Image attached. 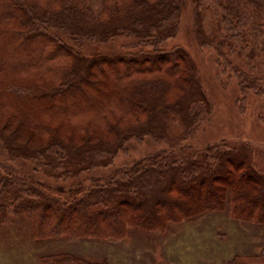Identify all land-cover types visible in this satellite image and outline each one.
<instances>
[{"label":"trees","instance_id":"1","mask_svg":"<svg viewBox=\"0 0 264 264\" xmlns=\"http://www.w3.org/2000/svg\"><path fill=\"white\" fill-rule=\"evenodd\" d=\"M93 1L0 0V230L23 218L36 239L114 240L119 250L132 230L165 235L208 212L264 223L257 148L197 144L212 98L190 53L167 49L191 14L199 46L238 79L244 110L250 95L264 97V0ZM171 117L179 137L167 134ZM147 141L161 148L116 163ZM236 254L226 264H264V252ZM167 261L157 249L152 264Z\"/></svg>","mask_w":264,"mask_h":264},{"label":"rangeland","instance_id":"2","mask_svg":"<svg viewBox=\"0 0 264 264\" xmlns=\"http://www.w3.org/2000/svg\"><path fill=\"white\" fill-rule=\"evenodd\" d=\"M93 7L100 10V0H94ZM192 22V15L186 13L176 38L168 41L167 49L180 45L190 53L212 98L213 115L199 131L197 144L245 143L255 146L259 166L264 172V121L261 119L264 116V97L250 95L241 111L242 104L237 102L238 79L231 69L224 72V67H219L214 59V49L199 46ZM206 22L208 29L215 27L212 25V15H209ZM238 57L235 52L231 57L232 65L241 64ZM157 65L158 63L155 67ZM242 69L247 70V67ZM260 69L264 71V67ZM166 127L171 138L183 133V126L178 118L171 117ZM150 144V141L141 146L135 144L137 149L132 154L119 155L116 163L124 164L129 158L138 160L150 151L161 148ZM8 165L17 166L13 162ZM1 228L0 264H42L41 257L61 253L74 254L90 261L107 259L110 264H152L157 249L163 250L164 255H167L168 264H226L236 252V255L249 257H259L264 252V223L231 220L220 211L208 212L181 225H175L165 235L132 230L131 237L119 243V250L114 240L72 237L36 239L30 223L23 218L17 219L14 225ZM256 262L253 264H259Z\"/></svg>","mask_w":264,"mask_h":264}]
</instances>
